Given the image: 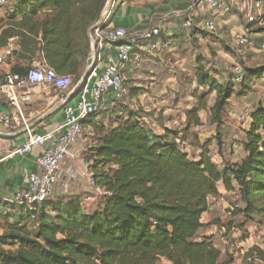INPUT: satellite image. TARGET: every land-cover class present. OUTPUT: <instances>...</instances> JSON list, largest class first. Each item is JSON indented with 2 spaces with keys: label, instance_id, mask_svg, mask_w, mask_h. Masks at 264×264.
Returning <instances> with one entry per match:
<instances>
[{
  "label": "trees",
  "instance_id": "trees-1",
  "mask_svg": "<svg viewBox=\"0 0 264 264\" xmlns=\"http://www.w3.org/2000/svg\"><path fill=\"white\" fill-rule=\"evenodd\" d=\"M106 4L107 0H23L13 6V14L22 17L21 28L4 29L0 49L13 38L20 51L32 44L48 68L77 83L89 57L90 30ZM118 6L114 0L103 27L111 23ZM140 47L135 50L142 51ZM263 75L264 69L245 68L238 96ZM195 79L199 87L216 92L211 120L221 124L235 86L219 84L200 60ZM102 111L83 122L99 133L92 148V181L103 194L96 208L86 210L83 195L52 196L29 208H13L8 217L14 223L0 235V264H232V256L224 257L211 236L196 240V235L219 185L237 193L242 205L237 215L264 228V108L258 106L249 115L242 143L246 157L223 168L213 163L207 145L198 160H191L167 140L168 131L154 134L135 112L117 118L114 126L100 127L95 120ZM187 122L199 125L196 111L187 114ZM243 261L264 264V244L250 248Z\"/></svg>",
  "mask_w": 264,
  "mask_h": 264
},
{
  "label": "rangeland",
  "instance_id": "rangeland-1",
  "mask_svg": "<svg viewBox=\"0 0 264 264\" xmlns=\"http://www.w3.org/2000/svg\"><path fill=\"white\" fill-rule=\"evenodd\" d=\"M246 23L245 19L243 28L217 26L212 33L201 28L193 29L180 41L175 40L165 47H162V40L157 39L158 49L152 52L144 51L143 47L140 49L142 51L136 48L129 65L123 100L113 106L107 105L106 111L97 114L95 124L104 128L114 126L117 118L132 111L154 134L163 135L168 131V141L180 139L179 148L191 160H198L203 146L207 145L209 157L220 168L240 162L246 156L242 143L249 127V115L258 106L264 108V75L254 81L251 90L244 96H238L240 80H236L237 76L242 77L245 68L264 69V50L250 39V32L247 31L252 26L247 23L246 28ZM240 35H247L250 44L239 46L236 38ZM199 60L207 74L219 84L232 83L235 86L221 124H214L211 120L216 92L199 87L196 83ZM101 66L99 64L98 69ZM76 101L77 98L72 100ZM193 110L197 112L200 122L197 126L192 123L188 125L187 122V114ZM98 137L99 133L93 125H83V135L75 149L76 161L67 164L74 165L83 173L87 172L91 175V181L79 177L68 192H57L52 198L93 196L94 201L84 206L86 210L96 208L100 196L96 195L92 181V148L97 145ZM218 187V195L210 198L209 210L201 219V232H214L211 238L221 254L224 257L232 256V264H244L243 258L250 248L263 246L264 228L256 220H246L243 215H237L236 210L242 207L237 193L226 191L221 185ZM27 223L31 226L29 221Z\"/></svg>",
  "mask_w": 264,
  "mask_h": 264
},
{
  "label": "built area",
  "instance_id": "built-area-1",
  "mask_svg": "<svg viewBox=\"0 0 264 264\" xmlns=\"http://www.w3.org/2000/svg\"><path fill=\"white\" fill-rule=\"evenodd\" d=\"M203 6L213 15L203 25V30L212 33L217 24L214 19L217 15L230 14L234 9L241 13L249 24L264 27L261 16L264 12V0H193L191 8ZM14 13L7 0H0V17ZM107 18V16H106ZM105 18V19H106ZM99 20L90 30L89 57L87 59L86 73L89 74L84 83L81 76L77 84L80 90L77 93L75 105L66 103L77 84L72 76H61L48 68L42 58L33 59L26 68L24 74L5 72L3 66L6 60L12 61L16 49L9 45L0 53V94L12 108V113L0 111V123L12 132L21 131L26 136L25 143L16 148L13 154L23 155L30 153L33 148H40L42 153L36 158L35 171L27 175V186L23 191L15 194L13 205L16 207H31L50 199L55 193L62 194L69 191L71 184L78 181L79 177L88 178L91 175L76 169L74 165L65 166L76 161L75 146L83 135V122L90 116L120 102L126 92L129 65L134 56L136 46L146 43L147 51L157 49L156 40L160 30L151 27L144 32H129L123 28L103 27V21ZM182 30H191L192 24L185 20L181 25ZM239 46H247L250 39L247 35L237 36ZM105 46H115V54L104 55L99 52ZM264 50V41L260 44ZM99 64L100 72H97ZM236 80L241 81V76ZM92 82L89 84V82ZM52 91L61 105L62 121L53 130L43 134L35 133L30 126V120L26 113V106L31 102L33 90ZM174 142L180 145V139L174 138ZM96 195L103 191L94 187ZM94 201L93 196L83 198V205Z\"/></svg>",
  "mask_w": 264,
  "mask_h": 264
},
{
  "label": "crops",
  "instance_id": "crops-1",
  "mask_svg": "<svg viewBox=\"0 0 264 264\" xmlns=\"http://www.w3.org/2000/svg\"><path fill=\"white\" fill-rule=\"evenodd\" d=\"M10 6H17L23 0H7ZM119 6L109 28H123L129 32L141 33L151 27H156L160 30V39L163 46H168L171 42L180 41L183 35H188L191 30H182L181 25L185 20H189L192 24V30L203 29L204 22L213 14L203 6L191 8L193 0H118ZM108 12H102L100 20H104ZM42 17V13L38 14ZM240 18V20H239ZM216 24L220 28H243L242 23L245 22L244 16L234 9L230 14H219L214 18ZM264 22V12L261 16ZM22 17L19 14H11L0 17V33L7 28H21L20 23ZM104 22V21H103ZM250 39L260 47L264 41V27L251 24ZM248 28V24L245 25ZM217 28V27H216ZM193 30V31H194ZM41 37L36 39L37 47L39 46ZM27 45V44H26ZM146 46V43H142ZM10 47L20 51L18 40L11 42ZM27 48V46H26ZM142 49V47H140ZM147 47H143L146 50ZM158 49V47H157ZM3 50L0 49V53ZM147 51V50H146ZM102 52L105 56L108 54H115V46H105ZM40 58L41 55L32 44H29L28 50L14 53L12 61L6 60L3 70L11 72L12 69L26 72L27 66L30 62ZM87 62L83 69L82 76L86 73ZM130 68L128 70V73ZM97 72H100L98 69ZM19 74V73H18ZM88 77L84 78V83ZM92 82L90 81L89 84ZM74 98H77L75 96ZM75 105L76 102H72ZM58 97L52 91L47 90H33L31 92V102L26 106V113L30 120L31 129L38 134L51 131L62 121L61 105L57 103ZM0 111L7 114L12 113V108L8 105L5 98L0 94ZM252 112V111H251ZM250 123V118L247 124ZM232 126V125H231ZM234 127L232 126L231 130ZM246 129V128H245ZM26 141V136L23 132H12L7 130L0 123V235L7 231V225L13 224L14 221L8 217L10 212L16 206L13 205V199L17 192L23 191L27 186V175L35 171V161L42 153L40 148H33L30 153L23 155L13 154L16 148L22 146ZM77 146V145H76ZM75 146V149H76ZM246 157V156H245ZM244 158V156H243ZM242 158V159H243ZM239 163V162H238ZM69 166H65L68 170ZM219 193V187H218ZM203 219V216L201 217ZM202 228L197 232L196 240L202 237H210L214 232L203 234Z\"/></svg>",
  "mask_w": 264,
  "mask_h": 264
},
{
  "label": "water",
  "instance_id": "water-1",
  "mask_svg": "<svg viewBox=\"0 0 264 264\" xmlns=\"http://www.w3.org/2000/svg\"><path fill=\"white\" fill-rule=\"evenodd\" d=\"M111 1H112V0H107V4H106V6H105L104 12H107V11L109 10L108 8L110 7ZM83 76H84V78H85V77H88L89 74H87V75L84 74ZM80 85H81V84H77V85L75 86L73 92H72V93L70 94V96L68 97L66 103H69L70 100H71L72 98H74V97L77 95V93H78L79 90H80Z\"/></svg>",
  "mask_w": 264,
  "mask_h": 264
}]
</instances>
